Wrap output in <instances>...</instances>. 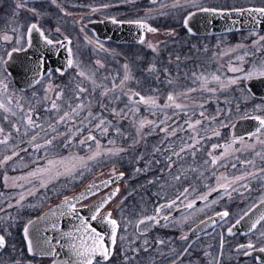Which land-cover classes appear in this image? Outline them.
<instances>
[{
	"label": "snow or ice",
	"instance_id": "snow-or-ice-1",
	"mask_svg": "<svg viewBox=\"0 0 264 264\" xmlns=\"http://www.w3.org/2000/svg\"><path fill=\"white\" fill-rule=\"evenodd\" d=\"M52 4H57V0H50ZM131 2V0H130ZM158 0H150L151 4H156ZM28 0H15V15H19V9L27 8ZM59 6V5H57ZM167 7L166 4L163 5ZM173 8L183 7L180 0H173ZM104 7H108L105 5ZM202 12H211L217 13V9H209L200 7ZM28 11L32 12L34 15H40V13L34 8H28ZM95 11V9H93ZM149 12L152 10L149 9ZM231 11L236 12L237 14L247 13L249 16H252L254 20L259 24L261 20H264V6L261 7H248V8H234ZM193 14H189L184 20V27L190 31L188 26V21L192 18ZM112 23H118L116 19H112ZM125 23V22H120ZM129 24H135L138 28L142 29L145 32L155 33L156 28L151 27L145 19H137L126 21ZM16 29L13 28V31ZM39 34L41 39L46 45L54 46L55 44H71V40L68 37H64V41H53L45 35V32L38 25V23L33 22L27 27V35L30 37L33 32ZM57 32L60 31L59 28L56 29ZM4 41H10L11 37L5 34L3 36ZM141 44L144 43L143 39H140ZM264 35L259 36L258 40L253 42V47H264ZM19 43V41H17ZM28 46L31 47V41H28ZM153 52L158 51V46L152 45L149 43L147 45ZM23 47H14L11 51L8 52V59L0 57L5 65L8 64L9 60L12 58L14 52L24 51ZM69 55H72L71 48L68 49ZM179 59V57H177ZM44 61H38V67L44 65ZM99 64V61H97ZM68 67L73 66V60L69 59L67 61ZM103 67V65H100ZM124 75L117 82L115 78L112 79L110 84H104L103 82H97L94 79V74L86 72L85 70H80L77 73V76L82 78V80L91 81L93 87L89 88L83 85L81 82H77L73 93L69 96H65L63 90L55 94V98L50 101V107L44 109L46 113H51L47 121V126L45 124L39 123L41 116L39 114L33 115V107L30 106L27 110L21 105L18 101L13 104L11 99H8L6 102L0 100V111L5 114L3 117L4 120H8L9 115L17 117V109L22 115L18 116V122H13L12 127L15 129L16 133L21 132V126L24 128V135L28 136L31 133L29 138V144H34L36 151H39L42 147L47 149L55 148V144L58 137H61V143L65 148L72 144L71 136L75 133L87 132L77 143L81 146H86L91 148L92 145L90 142H95L94 150L90 152L86 157L72 155L68 158L61 157L60 159H47V165L45 167H39L28 173L27 176L20 177V180H26L31 184V187L27 189V194L36 196V193L40 189H48L49 184L54 181L59 180L61 177H64L65 184L82 178L84 170H90L91 161L97 160L101 155L115 156L119 155L120 152H123V148L108 149L106 152L101 151V145L99 139L94 132H98L101 136H105L109 133L110 129H114L115 133L120 136H125V133L119 128L116 127V124L113 120L107 118L104 115L105 111H109L111 116L119 118V120L129 119L132 117V123L137 128L136 135L133 139V143H138L140 139L146 138L148 135L153 133L161 136L160 142L153 146L152 154L157 153H167L164 157L167 170H169L172 179L175 181H181L183 178L187 180L188 177L184 171L180 169L177 170V173L172 174L171 169L178 163V161H183L186 154H190L195 158L196 153L200 150L197 145H202V137L200 133L202 131L207 132L208 126L212 121L217 119V116H207L205 114V104L203 102L196 103L197 97L193 96V93L197 91L207 92L215 94L219 88H209L208 85L211 82H215L221 87L227 85L235 84L238 80H261L264 81V65L255 68L252 71L243 72V69L239 67H229L231 72H243L242 76H238L234 79H228L224 81L220 76L211 74L209 76L204 75L203 73L197 74L192 73L190 79L193 84H197L196 87H186L180 91H172L166 94L165 102L163 104L158 103L159 94L158 89L152 88L151 93L148 95L142 94L141 91L132 89L128 86L127 82L133 79L129 66L125 64L124 66ZM22 71L27 74L28 72L35 71L36 76H40V72L36 69L22 67ZM61 75H63V70H57ZM147 71L153 73L156 71L155 66H149ZM165 72L167 70L165 69ZM8 70L4 69L5 78H7ZM44 74L49 75L46 67L44 68ZM108 78L105 77V80ZM157 79L159 76L157 75ZM37 83L39 80L36 81ZM168 84H172V79L167 80ZM0 85H3L4 93L6 94L7 84L0 80ZM51 84L48 85V88L51 89ZM96 89H100L99 97H95ZM245 92L254 97L255 92L252 91L251 86L245 89ZM93 98L97 99V104L100 107L99 112H94L93 109ZM47 99V97H45ZM122 99L125 100L123 108L112 107L109 108L110 104H116ZM193 101V103H187L186 101ZM57 101H60L58 103ZM144 105L146 110L151 116L157 117L156 119H148L147 117L141 118L138 114L140 113V106ZM199 111L197 112V110ZM256 110L264 111V106L257 105L255 106ZM219 113V109L217 110ZM183 115L185 119L177 120L176 117ZM198 115L200 118L193 119L194 116ZM241 119H251L258 122V126L255 131L250 133V138L255 137V143H259L264 146V139L261 137L264 136V117L261 116H252V115H241ZM208 122V125L205 122ZM71 124L72 128L68 129L67 135L65 132H62L61 126L67 127ZM220 127H228L229 125L225 122H221ZM147 127L148 131L144 132L143 129ZM234 127V125H233ZM36 130L44 131L45 136L39 137ZM215 136H219L220 132L215 128L212 129ZM180 133H186L187 135H180ZM11 133H5V129L0 127V145H7ZM175 138V139H173ZM43 139L44 143L41 144L38 141ZM67 140L65 143L64 140ZM109 144H114L113 139H109ZM241 143L245 144V138L240 137L239 140L233 138L230 143H226L223 146V152L219 157L212 156L211 152L208 153L210 159L204 160L203 165H209L215 168L218 164L220 167H226L227 161L230 155L235 152H242L241 148H233V144ZM254 144H245V147L249 148L255 155L261 156L264 159V155L261 152L255 150ZM75 146V145H73ZM213 149L219 147V145H213ZM178 149V150H177ZM25 151L27 149H24ZM13 155H18V153H13ZM176 159H173V158ZM13 159V156H5L0 160V164H6L9 160ZM138 159H143L142 154H138ZM225 161V163H221ZM160 163L159 160L149 161V164ZM241 164L244 165L245 170L242 171L239 175H233L231 177L221 175L218 179V186L216 188H209L207 194H201L198 199L202 202H205L207 206L209 203L215 204L216 200L208 201V195L212 191L223 190L224 194L231 198L232 192H239L240 188L247 189L251 191L249 184L253 179H261V173H264V166L260 167L258 171H249L247 170V165L252 164L255 167L254 162L250 159L241 161ZM231 167L236 169L237 164L232 163ZM147 169L137 168L136 172H143ZM189 171L197 172V168L190 166ZM239 171V169H237ZM214 174V173H213ZM123 173H120L119 177H115V172H113L114 179H119L123 177ZM199 175H203L202 172H199ZM8 178L5 177V182ZM113 180L102 181L101 184H90L88 185L86 191L81 193L79 196L67 197L65 196L63 201L57 206L56 209H51L48 213H45L42 216H38L36 219H29L27 223L22 228V236L24 241V249H17L15 245H11V252H6L5 250L9 248L8 237L11 236L9 229L16 222L15 218L9 217L6 210L4 211L5 215L0 216V222H3L4 227L3 231H0V264H33L36 258H50L51 264H108L114 255V249L117 244V233L120 230L121 222L124 223L125 227L123 229L124 233L128 232L127 225L132 224L131 220H128L122 217L120 220L113 218L111 211H106L107 204L119 193V188L114 189L109 195L101 197L99 201L92 205H84L83 207L87 208L88 212L91 213L90 216L85 217L80 215L81 208L78 205L82 204V201L88 199V194L92 193L95 195L97 191L101 188V185L107 186L111 184ZM154 181H149L153 183ZM17 186V185H13ZM19 187H24V185H19ZM54 190V189H53ZM195 191L193 187H184L182 190H179L177 195L173 197L169 202L164 204H159L153 215H147L139 218L135 221V230L139 235L146 234L148 228L153 225L160 224L161 220L168 221L170 216L164 214L161 216V213L165 209L179 210V204H183L184 208L203 212L204 209H197L195 205V200H188V196L191 192ZM243 195V193H240ZM26 199L25 192H21L19 199L16 201L15 205L9 204V207L20 208L23 206V201ZM185 201H187L185 203ZM123 203V200L120 202ZM260 205H264V196L260 198ZM35 206V205H30ZM124 209H121L123 212ZM216 216L221 219H225L229 216V212L224 210L222 212L216 213ZM55 219H51V218ZM61 217H73L77 223L73 226V230L65 231L62 229L59 224V219ZM245 217L251 219L249 212H244L236 220L235 223L231 224L227 228V234L229 236L233 235V229L241 224L245 220ZM209 219H212L211 217ZM50 222L51 231L58 233L59 235L55 238L43 235V232H47L49 228L46 226L43 229L40 227L41 223L46 225ZM264 222V213H262L256 220H254L250 225V230L256 229L258 224ZM201 223H206L202 221ZM95 224L105 227V231L102 232L98 230ZM140 225H144V228H141ZM195 230H193V233ZM259 237L264 239V231L259 233ZM121 240L125 239V236L120 237ZM180 239L182 241H189V236L187 234L181 235ZM55 240V242H54ZM134 242V241H132ZM164 241H157V244H164ZM194 241L188 242L186 246L176 252V256L172 257L170 264H176V258L188 254L194 247ZM148 241L145 239L143 241V250L148 251ZM223 246L221 242V247ZM59 250H66L69 254V259H59ZM136 255H139V248L130 249ZM251 250V251H249ZM173 251H176L173 249ZM237 251H242V254L245 256H252L253 252H258L261 255L253 256V259L257 261V264H264V245L257 247L256 244L251 242L247 244L239 245ZM207 255V253H206ZM7 256V259L4 257ZM135 257H129L125 254L124 264H127L128 260L134 259ZM216 264H219V259L217 258Z\"/></svg>",
	"mask_w": 264,
	"mask_h": 264
},
{
	"label": "rangeland",
	"instance_id": "rangeland-1",
	"mask_svg": "<svg viewBox=\"0 0 264 264\" xmlns=\"http://www.w3.org/2000/svg\"><path fill=\"white\" fill-rule=\"evenodd\" d=\"M11 3H14V0H0V12H1L0 19L1 22L4 19H7V21L9 22L8 34L12 38L14 43L12 47H24L26 45L27 27L33 21H37L38 25L45 29L49 37L53 39H64V37H68L71 40V46L74 57L73 67L69 70V72L63 74L64 76L60 77L56 75H50L49 77L50 79L47 78L44 82L40 83L30 92H22L18 90L14 85L10 84L9 78L8 79L5 78V75L3 74L4 63L0 61V80H2L4 83L7 84L6 94L4 93L3 85H0V100L6 102L8 99H11L13 104H15L18 101L21 105H23L25 110H27L30 106H32L34 109L33 115L35 116L36 114H39L41 116V120L38 122L45 124V126H47L48 118L52 114L46 113L44 109L46 108V106L50 107V101L55 98V94L57 92L63 90L65 96H69L73 93L77 82H81L83 85L89 88L93 87L91 81L82 80V78L77 76V73L80 70L83 69L86 72L94 74V79H96L97 82H103L104 84H110L113 78H115L116 81L118 82L119 79L124 75L125 70L123 66L127 63L121 59L122 49L119 47L120 44H117L113 41L97 40L94 37L93 33L84 26L85 22L93 19H104L111 17H115L121 20L145 19L146 21L150 22L152 25L160 27L162 31L173 29L172 33L165 35L161 32L156 36L146 35L143 39L144 43H146L147 45L151 43L152 45L160 46V44L158 45V41H161L163 44L162 46H166L167 44H169L170 41L175 42L180 38L182 39L184 36L183 30L187 33V31L184 28H182V21L180 19L186 14V12L190 8L187 6L173 8L171 6L172 4H170L169 1L167 0L158 1L156 4H151L148 0H131V2L130 0H89V4H84L80 7L81 10H84L82 14L84 16L82 17L81 22L77 23L75 21V16H76L75 14L76 12H78L79 9L74 10L76 11L75 14L72 13L73 11L72 7L68 9L69 14L72 15L70 18L64 17L62 15L58 17H54L53 13L50 11V5L45 6L40 2V0H38L36 2L35 1L30 3L28 2L27 8L19 9L18 10L19 15H15L14 13L15 7H13V5H11L12 6L11 7L9 5ZM60 3L64 5L65 1H61ZM164 4H166L167 7H164L163 6ZM105 5H108V7H104ZM28 8L36 9L40 13V15H34L32 12L28 11ZM93 9H95V11H93ZM149 9H151L152 11L149 12L148 11ZM85 13L86 15H88L87 17H85ZM171 26L172 27L179 26V27L175 29V28H171ZM13 28L16 29L15 32H12ZM57 28L60 29L59 32L56 31ZM1 33L5 34L4 32ZM2 34H0L1 36L0 48L4 49L5 41L3 40ZM187 35L192 37L205 38L201 41H197L198 43H201V45H204L205 47H208L209 46L208 44H212L213 42L221 43L222 46L224 47L223 49L218 50V53L216 55L217 59H215L214 61H210L209 56L207 54V57L204 59L203 64L199 63L197 66L189 69V70H193L198 75L203 73L204 75L209 76L210 79L211 74H215L220 76L222 80L227 81L228 79H234L238 76H242L243 72L252 71L257 67L264 65V47H260V46L253 47V42L258 40L259 36L264 35V31L252 30L247 32H228L224 34L207 35V36H194L188 33ZM217 35L220 36L217 37L216 39L211 38L212 36H217ZM17 41H19V43H17ZM261 43L264 44V42ZM8 49L9 48L7 47L4 53L2 50H0V57H3L5 59ZM188 53H190V51H188ZM198 54L199 52L195 53L194 56H198ZM226 58H229V61L226 62ZM97 61H99V64H97ZM224 61H225V65H224ZM100 65H103V67H100ZM230 66L239 67L243 69V72H235V73L231 72L229 71ZM115 74H118L119 77H116ZM105 77H107L108 79L105 80ZM53 80H55V83ZM49 84H51L52 86L51 89L48 88ZM242 85L244 86V89H246L245 80L243 79L238 80L237 83L235 84L227 85L225 87H221L217 85L215 82H211L209 83L208 87L215 88V86H217L221 90L226 91V89L231 90L232 87L234 86L236 88V91L238 89L239 91L243 92L242 88L239 87ZM99 92L100 89H96L94 94L95 97H99ZM45 97H47V99H45ZM122 100L123 103L121 104ZM122 100L116 103V104H120L118 108L124 107L125 100L124 99ZM96 101L97 99L93 98L92 101L93 105H96L95 104ZM57 102L60 103V101ZM164 102H165V98L162 100L158 99V103L163 104ZM247 103H251L250 98L247 99ZM257 105L264 106V102H259L252 106L253 108L252 116L262 117L261 114L264 111L256 110L255 106ZM114 107L117 108L116 105H114ZM16 111L18 114L17 117H13L9 115V118L18 122V116L22 115V113H19L18 109ZM248 111L249 110L247 109L246 106L242 112L237 113L238 114L237 116L228 117V120H225L226 121L225 123L229 125L228 128L230 131L236 120L240 118L241 115L248 114ZM144 114H149V112L146 110L144 105H141L140 113L138 115L141 117ZM129 119L130 121L132 120V118ZM36 131L40 133L42 137L45 136L44 131H40V130H36ZM9 133H11V136L9 138L8 144L0 145V160H2L5 156H13V159L8 161L9 162L8 166L12 172L10 171V177H7L8 178L7 182L0 184L2 185L0 186V209L6 210L9 217L15 218L16 222L12 227L20 226L21 233L23 226L27 223L29 219H33L39 216L47 208L62 201L65 196L70 197L75 193L84 189L88 184L100 181L112 175L113 172L115 173L122 172L117 170L116 168H111L109 165L105 166L101 170H96L91 167L90 170H84L83 176L80 179L73 180L72 182L65 184L64 177H61L56 182L49 184L48 189H40L36 193V196L28 195L27 189L31 187V184L26 180H20L19 179L20 177L27 176L28 173L32 172L36 168L45 167L47 165V159H60L61 157L68 158L72 155H78V154L62 153V148L64 146L63 147L60 146L59 149L58 148L56 149V147L47 150L45 148H41L39 151H36L34 148V144L29 145V143L27 142L28 148L26 150V155H25V152H23V150L26 148L21 149L22 150L21 151L18 149L19 147L16 146V141L14 140V136L16 135H14L15 133L13 132V130H11V132ZM82 133H75L73 136H71L72 141L77 142L78 134H81L82 135L81 137L87 134L86 131ZM60 141L61 140L58 139L55 142V144L58 145ZM38 142L41 144L44 143L43 139H40ZM66 142L67 140H65V143ZM73 142L67 147V150L74 147L73 145H75V143ZM212 146H211V151L208 150L207 152V156H206L207 160L210 159L208 153L211 152L212 156L219 157L223 152V148L219 150L218 149L219 147H217L215 150H213ZM108 147H113V149H115L114 146H108ZM241 147H245V146L241 145ZM117 148H122V146ZM233 148L235 147L233 146ZM107 150L108 148H106L105 151ZM243 152L245 151L243 150L241 153ZM13 153H18V155H13ZM231 161H232L231 159H228L227 163ZM228 165L230 164H227V166ZM237 165L244 166L243 164H237ZM254 165H258V168H260V164L258 162H255ZM247 170H249L248 167ZM239 171L242 172L243 170H239ZM200 172L202 171L200 170ZM83 177H90V178L87 179L76 190L72 192H67L71 187L74 186V184L81 181ZM215 178L216 177H214V179ZM216 179H219V177H217ZM170 182L169 181L165 183L163 182L162 186L160 187H166L167 190H169L170 188H172L167 186V184ZM157 183H161V182H157ZM14 184L17 186H13ZM19 185H24V187H19ZM114 185L115 186L117 185L119 187V193L107 204L105 210L112 211V215L115 217V215L118 216V214L121 213L119 212L121 205L120 202L125 198V191L128 183L126 178L123 177ZM217 186H218V182L216 181V184L211 188H216ZM249 187L252 189L251 191H248L247 189L244 188H240L239 193H243V195H241L238 198L230 199L227 195L223 193L209 200V201L216 200L215 204L209 203L206 206L204 203L203 206H201L200 208L204 209L203 212L206 216L214 212H217L219 210H229L231 214L226 220H224L223 224L221 225L222 227L225 228L232 221L237 219L241 214L247 211L252 205L260 201V198L264 196V177H262L261 179H253L249 184ZM209 188H207V190L204 189V194L208 193ZM105 191L91 196L90 198L83 201L81 205H87L93 202L101 195H103ZM244 191L246 192L244 193ZM21 192H25L26 194V199L23 201V206L20 208H17L15 206L9 207V204L12 205L16 204V201L19 199ZM30 205H35V206L33 207ZM4 215L5 212L0 211V216H4ZM147 215L148 214L144 216ZM135 221L136 220H134L132 224L127 225L128 232L125 233L126 235H124L125 239L127 238L130 239L129 242L131 243L132 241L135 242V239L132 240L130 236L131 229L135 230ZM3 227H4L3 222H0V231H3L2 230ZM144 227L145 226H141V228ZM15 229L13 228L12 230ZM12 230H9L11 234H12ZM123 232L124 231L122 228L119 234V239L123 235ZM226 237L231 238L227 234ZM212 238H216V237H212ZM217 239L219 240V237H217ZM10 241H14L13 237L10 238ZM217 243L219 245V241ZM211 245H212L211 238H209V240H206L204 242V248L206 251L205 255L206 253L207 255L204 256L203 260L200 261V264H216V260L217 258H219L217 254L218 251H216V255H215V251L212 252L207 251L208 249H211ZM125 251H129V250L126 249ZM232 252L228 251L227 253H232ZM240 254L241 253H237L233 258L240 257L241 256ZM116 256H118L117 248L112 258L115 259ZM4 258L6 259V257ZM190 262L187 261L183 264H191Z\"/></svg>",
	"mask_w": 264,
	"mask_h": 264
},
{
	"label": "trees",
	"instance_id": "trees-1",
	"mask_svg": "<svg viewBox=\"0 0 264 264\" xmlns=\"http://www.w3.org/2000/svg\"><path fill=\"white\" fill-rule=\"evenodd\" d=\"M33 1L36 2L38 0H28L29 3ZM61 1H65V4L64 5L61 4L60 3ZM40 2L45 6L50 5V11L53 13L54 17H58L62 15L64 17L70 18L72 15L69 14L68 9L72 7L73 14H75L76 12L74 10L79 9L78 12H76L75 14L76 15L75 21L77 23H80L81 22L80 17L82 18L84 16L82 15L84 10H81L80 7L84 4H89V0H57V4H52L50 0H40ZM9 5L10 6L13 5V7H15V0L14 3H11ZM87 16L88 15H86L85 13V17ZM8 24L9 22L7 21V19H4L2 22L0 19V34H2L1 32H4L9 36ZM178 27L171 26V28H175V29ZM183 33L184 36L182 39L180 38L175 42L170 41L169 44H167L166 46H162L163 45L162 42L158 41V45L160 44V46H158L157 52H153L152 50H150V48L147 47L146 43L119 45V47L122 49L121 59L127 63L131 75L133 76V79L127 82L128 86L131 87L132 89L141 91V93L145 95L150 94L152 88H156L158 89L160 100L164 99L166 94L174 90L180 91L189 86L196 87L197 84H193L192 80L190 79L194 71L189 69L197 66L199 63L203 64L204 59L207 57V54L209 56L210 61H214L215 59H217L216 55L218 53V50L223 49L224 47L222 46L221 43H214V42L212 44H208L209 45L208 47H205L204 45H201V43L197 42L205 38L188 36L184 30ZM5 34H2V37ZM147 35H151V34H147ZM219 36L220 35L212 36L211 38L216 39ZM4 44H5L4 45L5 48L2 49L3 53L7 47L10 48L14 45L12 38L10 41H5ZM188 51H190V53H188ZM197 52H199L198 56H194L195 53ZM177 57H179V59H177ZM229 58H226V62L229 61ZM152 65L155 66L156 71L153 73H149L147 69L149 66ZM224 65H225V61H224ZM165 69L167 70V72H165ZM51 75H56L60 77L64 76V75H59L56 72H52ZM157 75L159 76V79H157ZM115 76L119 77L118 74H115ZM168 79H172L173 83L168 84L167 83ZM239 87L242 88L243 92L239 91L238 89L236 91V88L233 86L231 90L226 89V91H223L219 88V90L214 95L211 93L200 92V91L193 93V96L197 97V100L195 101L196 103L203 102L205 104V109H204L205 114L210 117L217 116V119L211 122V124L208 126L207 132L202 131L200 133V137L203 138L202 139L203 146L201 147L200 145H197V147L200 150L196 153L195 158H193L190 154H186L185 159L183 161H178V163L171 169L172 174L177 173V170L180 169L181 171L185 172L187 177H203L204 189L207 190V188L213 187L216 184V181L218 182V179L216 178L220 177V175L231 177L233 175H239L241 173V171H238L237 169L243 171L245 170L244 166H239V165H237L236 169L232 168L231 167L232 163L241 164V161L250 159L254 163L258 162L260 164V167L264 166V159H262L261 156L255 155V152H253L247 147H241V145L245 146V144L255 143V137H251V138L249 137L248 139H245V144H241V143L233 144L235 148H241L245 152L243 153L236 152L230 155L228 159H231L232 161L227 163L230 164L227 167L221 168L219 164L215 168H213L211 164L201 167V165H203V161L207 160L206 157L207 152L208 150L211 151L212 145L215 144L220 145L222 143L225 144L233 140L229 128L220 127L219 126L220 123L226 122L225 120H228V117L237 116L238 115L237 113L242 112L246 106L249 111L248 114L245 115H252V110H253L252 106L259 102H264V99H258L249 96L245 92L243 85ZM215 88L218 87L215 86ZM248 98H250L251 103H247ZM186 102L193 103V101L191 100ZM122 103L123 100L121 101V104ZM95 104L96 105H93L92 110L94 112H99L100 107L98 106L97 101ZM114 105H116L117 108L120 106V104H110L109 108L114 107ZM218 109H219V113L217 111ZM198 111L199 109L197 110V112ZM104 115L107 116L108 119L113 120L116 124V127H119L125 133V136L117 135L114 129H110L109 133L105 136H101L98 132H94L93 134L96 135L97 138L99 139L101 145V151L106 152L105 151L106 148L113 149V147H108V146H114V148L122 146V148L125 150L123 152H120L119 155H115V156L101 155L100 157L97 158V160L89 162L90 168L92 167L96 170H101L105 166L109 165L111 168H116L117 170L124 172L125 174L124 177L126 178L128 185L125 191V198L123 200V203L121 204V208L124 209L122 213L126 219L128 218V216H132V215L148 214L156 205V199L167 198L165 194L167 188L156 186L154 185L155 183L157 182L165 183L171 181L173 183L179 182V183L190 184L192 182V179H187V180L181 179V181H175L173 179L159 178V177H172V175H170L169 173V170H167L164 161V157L167 155V153H163V154L157 153L155 155L152 154L153 146L160 142L161 136L163 134L157 135L153 133L151 135H148L144 139H140L138 143H133V139L136 135L137 128L133 125L132 120L131 121L130 119L119 120V118L111 116L109 111H105ZM261 115L262 117H264V112ZM143 117H147L148 119L157 118L155 116H151L150 114H144L143 116H141V118ZM198 118H200L198 115L193 117V119H198ZM176 119L182 121L183 119H185V117L183 115H180L177 116ZM205 124L208 125V122L206 121ZM71 128L72 125L69 124L67 125V127L61 126L60 130L62 132H65V134L67 135L68 129ZM213 128H215L220 132L219 136L214 135L212 131ZM12 130L15 133L14 135H16L14 136V140L16 141V146L19 147L18 149L19 150L23 148L27 149L28 148L27 136L24 135L23 126L21 127V132L19 134L16 133L13 127ZM143 131L147 132L148 131L147 127H145ZM180 135L186 136L187 134L180 133ZM81 136H82L81 134L77 135L78 137L77 141L82 138ZM261 138L264 139V136H262ZM58 139L62 140L61 137H58ZM109 139H113L115 143L109 144L108 143ZM73 143H75V146L67 150V148L63 147V144L60 141L56 149L57 148L59 149L60 146H62L63 147L62 153L65 154L76 153L78 154V156L81 155L86 157L90 153L88 151H93L95 147V142H90V144L92 145L91 148H88L86 146H81L75 141ZM221 148H223V146L219 147L218 149L220 150ZM255 150L261 152L262 155H264V146L260 145L259 143H255ZM23 152H25L26 155V151L23 150ZM138 154H142L143 159H138ZM173 159L176 158L174 157ZM155 160H159L160 163L149 164V161H155ZM221 163H225V161H221ZM8 164L9 162L6 164H0V184H3L5 182V177H10L11 169L9 168ZM190 166L196 167L198 171L197 172L189 171L188 169ZM247 167L249 168V171L259 170L258 165H255V167H253L252 164H249L247 165ZM137 168H142L147 170L143 172H136ZM200 170L203 172L202 176L199 175ZM260 175L261 177H264V173H261ZM214 177L216 178L214 179ZM89 178L90 177H83L81 181L74 184V186L71 187L67 192H72L76 190ZM149 181H154V182L149 183ZM245 192L246 191H244V193ZM240 196L241 195L239 194L236 197L234 196V198H238ZM13 228L16 229L12 230ZM20 228L21 227L19 226V227H12L9 229L12 230V234L10 237H8L10 246L5 250L6 252H11L12 250L11 245H15L17 249H24L25 245ZM11 237H13L14 241H10ZM5 257L7 259V256Z\"/></svg>",
	"mask_w": 264,
	"mask_h": 264
},
{
	"label": "water",
	"instance_id": "water-1",
	"mask_svg": "<svg viewBox=\"0 0 264 264\" xmlns=\"http://www.w3.org/2000/svg\"><path fill=\"white\" fill-rule=\"evenodd\" d=\"M204 8L216 9V8H210V7H204ZM245 8H248V7H245ZM217 10H218L217 13H211V12L206 13V12L200 11L199 9L193 10L190 12L191 14H193L192 18L188 21V26L190 28V31L184 27V23H183L185 18L190 13H188L186 17L184 18L182 22V27L187 31L188 34L194 35V36L224 34V33L239 31V30L264 31V20H261V23L258 24L256 20H254L253 17L249 16L246 12L243 14H237L236 12H233L231 10H224V9H217ZM113 18L116 19L118 23H115V24L112 23ZM126 21H130V20H120L115 17L104 18V19H93V20H89L85 22L84 26L93 33L94 37L97 40L113 41L120 45L138 44L140 43L139 42L140 39H144L146 34L151 33V32L143 31L142 29L138 28L135 24L126 23ZM33 22L38 23L37 21H33ZM120 22H125V23H120ZM146 22L151 27H153L148 21ZM42 30L45 32V35L48 36L44 28H42ZM169 33H171V30L163 31V34L165 35ZM48 38L52 39L53 41H62V42L64 41V39H53L49 36ZM29 40L31 41V47L28 46ZM13 48L9 49L8 52L11 51ZM23 48L25 49L24 51L14 52L8 64L5 65V68H7L8 70L7 74L12 78L14 85L21 91L32 90L37 85H39L43 79L49 76L52 71H55L56 73L60 74L57 70L62 69L63 74H65L73 67V66L68 67L67 65V61L69 59H72L74 63L73 51H72L71 56L69 55V52H68L69 48H71L72 50V46L71 44H67V42H64L63 44H55L54 46H49L44 43V41L41 39L39 34L36 33L35 31L31 34L30 37L27 35V31H26V45ZM8 52L6 53L5 59H8V55H7ZM38 61H44L45 63L44 65H41L38 67V64H37ZM22 67L36 69L40 72V76H36L35 71H31L25 74V72L21 70ZM45 67L49 75L44 74ZM37 80H39L38 83L36 82ZM245 86L246 88L251 86L252 91L256 93V95L254 96L255 98H264V81L257 80V79H254L251 81L245 80ZM257 126H258V122L255 120L238 118L236 122L234 123V127H232L231 135L234 138H238V137L247 138L250 135V133L255 131ZM219 146H222V144ZM120 173L124 174V172L115 173V177H119ZM122 178L114 179L113 174H112L100 181L95 182V184H101L102 181L113 180V182L107 186L101 185V188L97 191V193L103 192L104 190L108 189L109 187L117 183ZM88 185L84 189H82L81 191L75 193L74 195L70 197L79 196L81 193H84ZM116 188H119V187L117 185L114 186L111 190L104 193L99 198H97L96 200H94L93 202L87 205H92L96 203L97 201L100 200L101 197L109 195ZM223 193H224L223 190L212 191L211 194L208 195V199L215 198ZM91 196H93V194L89 193L88 198H90ZM62 201L47 208L39 216H42L45 213H48L51 209H56L57 206ZM201 203L203 202L199 200L197 201L196 204H201ZM83 206L84 205H78V207L81 208L80 215H84L85 217L90 216L91 213L88 212L87 208ZM187 210L188 209L183 207V208H180L179 210H176L174 214L179 215ZM247 212H249L251 219H249V217H245V220L242 221L240 225H238L236 228L233 229L234 234L231 235L230 237H233L236 234L248 235L249 233L253 232L255 229L250 230V225L262 213H264V205H260V201H258L254 205H252L247 210ZM37 217L33 219H36ZM211 218L212 219L208 218L204 220L206 223H200L198 226H196L194 228L195 232H201V231L207 230L213 224L221 220V218L216 215L212 216ZM51 219H55V218L53 217ZM161 221H164V220H161ZM76 223L77 221L73 217H61L59 219V224L61 225L62 229L65 231L73 230V226ZM233 223H235V221ZM46 226L49 228V230L47 232H43L42 233L43 235H47L53 238L59 235L58 233L51 231L50 222L47 225L45 223L40 224V227L42 229ZM94 226H96L98 230L102 232L105 231L104 226H101L98 224H95ZM226 234H227V229H226ZM252 255L259 256L261 254L258 252H253ZM69 258H70L69 254L67 253L66 250H59L60 260L69 259Z\"/></svg>",
	"mask_w": 264,
	"mask_h": 264
},
{
	"label": "flooded vegetation",
	"instance_id": "flooded-vegetation-1",
	"mask_svg": "<svg viewBox=\"0 0 264 264\" xmlns=\"http://www.w3.org/2000/svg\"><path fill=\"white\" fill-rule=\"evenodd\" d=\"M158 1H162V0H158ZM167 1H169L170 4H172V2H173V0H167ZM254 2H256V3H254ZM180 3L183 6L193 8V9L189 8V10L186 12V14L180 19L182 22L188 13H190L193 10L199 9L200 7H210V8H216V9L232 10L234 8L238 9V8H245V7H252V6H254V7L264 6V0H255V1L254 0H180ZM79 17H80V15H79ZM80 20H82L81 17H80ZM152 26L154 28H156L157 31L155 33H152V32L148 33V34H151V36H156V35L160 34L161 32L163 33L164 30L162 31L160 29V27L155 26V25H152ZM172 31L173 30H171V33H172ZM247 31H252V30H239V31H233V32H247ZM11 48L12 47H10L9 49H11ZM0 50H2V48H0ZM4 69H5V64H4ZM52 72H54V71H52ZM52 72H51V74H52ZM7 76H8L7 79L9 78L10 84L14 85L12 78L8 74H7ZM47 78L42 80V82H44ZM53 81L55 83V80H53ZM54 89H55V87H54ZM26 92H28V91H26ZM5 115H8V114L0 112V127L5 129V133H9L12 130V124H13L14 120H12L11 118H8V120H4L3 117ZM15 122H17V121H15ZM30 135H31V133H29V135L27 136V142L28 143H29ZM38 136L42 137V135L40 133H38ZM249 137H250V135L247 138H245V137L244 138L248 139ZM232 138H234V137H232ZM239 138L240 137H238L236 139H239ZM57 140H58V138H57ZM225 144L222 143V146H224ZM222 146H220V147H222ZM159 178L172 179V177H159ZM188 179H192V182L190 184L179 183V182L173 183V182L169 181L170 183H168L167 186L172 187V188L165 191L167 198L156 199V205L148 213V215H153L155 208L159 204H164L166 202H169L173 197H175L177 195L178 191L182 190L184 187L195 188V191L191 192L190 195L188 196V200H195V205H196L197 209H199L201 206H203V204L205 202H203L201 204H196L197 201H199L198 197L201 194H204L203 177H188ZM154 185L160 187V186H162V183H155ZM114 186L115 185L108 188L104 193H106L108 190H110ZM239 194H240L239 192H232L230 199H233L234 196L236 197ZM209 200L210 199H208V201ZM186 202L187 201H185V203ZM231 202H233V201H231ZM178 205H181V206H179V209L184 207L183 204H179V202H178ZM121 209H123V208H121V205H120V211L119 212H121ZM107 211H109V210H107ZM175 211L176 210H173V209H165L161 213V216H163L164 214H168L170 216V219L168 221H161L160 224L153 225L152 227L148 228L146 234H144V235H139L136 233V230L131 229L130 236H131L132 240L135 239V242L134 243L132 242L133 245L131 242H129L130 239H128V238L123 239V240L119 239V234L121 232V229L122 228L124 229V227H125L124 223L121 222L120 230L117 233V244H116V247L114 249V253H115V250L117 248L118 256H116L115 259L112 258L113 260L112 259L111 260L113 262L110 260L108 262V264H124L125 254L129 257H135L134 259L128 260L127 264H170V260L172 257L176 256V252H179L180 250H182L188 242H192V241L195 242L193 249L188 254L183 255L182 258L177 257L176 258V264H183L187 261L188 262L191 261L190 262L191 264H200V261L203 260L204 256H206L205 255L206 251L204 248V242L206 240H209V238L212 239V245H211V249H208L207 251H209V252L215 251V255H216V251H218L217 254L219 256V258H218L219 264H257V261L253 259L254 255L245 256L242 254V251H237V248L239 245L247 244L249 242L256 244L257 247L264 245V239H261L259 237V233L264 231V222H261V224H258L256 229L253 232L249 233L248 235L237 234L234 237L228 238V237H226V229L236 219L234 221H232L225 228L222 227L221 225L223 224L224 220H226L229 216L225 219L219 220L218 222L213 224L207 230L193 233L194 228L196 226H198L202 221H204V220L216 215V213L222 212L224 210H219V211L214 212L212 214H209L207 216L204 214V212L194 211V210H190V209H188L187 211H185L179 215H175L174 214ZM227 211L229 212V215H230L231 212L229 210H227ZM144 215H146V214H144ZM122 217L125 218V216L123 215L122 212L119 213L118 216L117 215H115V217L113 216V218L118 219V220H120ZM140 217H142V215H132V216H128L127 219L134 222V220H137ZM141 226H144V225H140V227ZM184 234H187L189 236V241H182L180 239V236L184 235ZM124 235H126V234L123 232L122 236H124ZM212 237H216V238H212ZM217 237H219V240L217 239ZM145 239L148 241V245H147L148 251L143 250V241ZM157 241H164L165 243L158 245ZM218 241H219V245L217 243ZM221 242L223 244L222 247H221ZM133 248H139L140 249L139 255H136L134 252H132L130 250ZM126 249H128L129 251H125ZM173 249H175L176 251H173ZM228 251L229 252L233 251V252L227 253ZM249 251H251V250H249ZM237 253H241L240 254L241 256L237 257V258L236 257L233 258ZM33 264H51V260H50V258L38 257L33 262Z\"/></svg>",
	"mask_w": 264,
	"mask_h": 264
}]
</instances>
